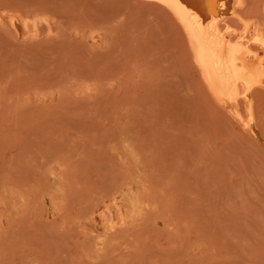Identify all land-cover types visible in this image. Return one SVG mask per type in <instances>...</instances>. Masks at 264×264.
<instances>
[{
    "label": "rangeland",
    "instance_id": "374dc122",
    "mask_svg": "<svg viewBox=\"0 0 264 264\" xmlns=\"http://www.w3.org/2000/svg\"><path fill=\"white\" fill-rule=\"evenodd\" d=\"M160 4L0 0V264H264V86L254 131Z\"/></svg>",
    "mask_w": 264,
    "mask_h": 264
},
{
    "label": "bare ground",
    "instance_id": "6f19581e",
    "mask_svg": "<svg viewBox=\"0 0 264 264\" xmlns=\"http://www.w3.org/2000/svg\"><path fill=\"white\" fill-rule=\"evenodd\" d=\"M152 1H157L168 8L182 26L188 41L187 44L190 47L189 52L195 61L193 62L196 63L195 66L200 71L204 86L206 84L208 87H205L211 91L214 98L230 109L234 114L232 117H238L248 127L256 131V125L253 121L256 114H254L255 110L253 112V109L256 108L257 110V106L254 108L253 106L257 102L254 104L253 92L255 87L258 88L256 91L259 94H262L260 90L264 92V89L260 88L259 90L260 86H264V27L259 23L260 20H264V15L263 17L260 16V20L256 17L258 23L248 19L251 11L248 10L247 12L246 8L250 0H246L248 4L245 0ZM255 3H257L256 0ZM243 5L246 9H243L244 12L242 10ZM251 6L253 7V5ZM256 7L258 14H260L259 9L261 8L256 4L254 6L255 11ZM255 11L254 17L257 16ZM252 13L251 18H253ZM233 23H237L239 29L242 26L241 32ZM237 29L238 32H236ZM190 59L192 62V58ZM259 94H256L257 97ZM245 104L250 114L248 120L245 119L239 107L241 105L243 108ZM218 105L220 106V104ZM255 121L257 122V118ZM257 132H259L258 129Z\"/></svg>",
    "mask_w": 264,
    "mask_h": 264
}]
</instances>
